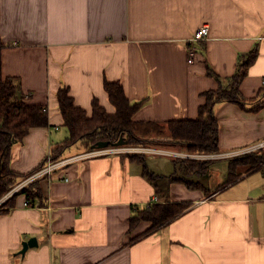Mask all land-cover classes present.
<instances>
[{"label":"crops","instance_id":"0c3cea01","mask_svg":"<svg viewBox=\"0 0 264 264\" xmlns=\"http://www.w3.org/2000/svg\"><path fill=\"white\" fill-rule=\"evenodd\" d=\"M206 26L207 40L197 42ZM255 47L259 56L240 87L248 105L215 107L217 162L233 159L226 154L264 151L254 150L264 144V0H0L3 78L19 79L26 103L50 115L49 128L32 129L14 147L12 170L35 171L69 136L57 100L62 88L89 114L95 100L115 114L108 81L143 104L137 121H194L203 94L221 87L208 70L230 78L239 56ZM76 146L64 159H87L53 171L44 207L37 201L27 207L21 193L0 214V264H264V171L225 187L208 178L207 187L206 175L185 176L174 165L173 154L182 151L166 147L154 149L164 155L143 157L158 177L151 180L125 146L93 156ZM153 156L171 162L161 166ZM182 202L191 207L168 225L150 231L152 224L143 222L131 232L138 210ZM31 239L38 247L21 256Z\"/></svg>","mask_w":264,"mask_h":264},{"label":"trees","instance_id":"16d2710c","mask_svg":"<svg viewBox=\"0 0 264 264\" xmlns=\"http://www.w3.org/2000/svg\"><path fill=\"white\" fill-rule=\"evenodd\" d=\"M258 56L257 47L252 49L249 54L240 55L237 71L230 78L221 79L212 69L208 70L209 77L218 81L221 87L217 91H208L203 94L206 103L199 108V117L194 121H171L163 125L135 120L143 104L132 103L126 97L123 85L119 83L108 81L104 83L105 92L115 109V114L106 112L97 100L94 101L89 114L76 105L70 95L69 88H62L57 95V100L69 136L63 142L54 145L47 158L50 157L54 163H58L64 160L65 152L78 143H82L85 149L90 152L99 142L119 143L125 137L131 147L155 145L152 143L153 140L162 138L169 141L162 144L167 148L177 147L179 151L191 155H218L220 153V125L215 107L223 103H230L238 104L245 109L248 103L241 95L240 87ZM1 70L2 59L0 58V201L7 197L17 185L35 176L46 166L47 160L35 171L20 175L12 170L11 158L14 147L20 145L32 129L49 128L50 123L47 109L28 105L26 97L22 94L19 79H4ZM261 105L263 106L262 103L257 104L254 111H257ZM137 160L144 164V174L147 177L151 180L158 178L147 169L144 158L132 157V161ZM173 163L185 172V176L193 177L207 175L215 161L175 159ZM228 168L229 174L224 187L240 181L244 174L264 171V152H253L229 160ZM242 169L246 170L244 174L240 172ZM49 179V177H42L24 187L22 193L26 196L27 203L32 206L37 201L41 207L46 205L44 184ZM189 187L194 188L192 185ZM17 196L14 195L7 199V205L0 210V214H5L16 206ZM190 207L191 204L182 202L181 204H157L138 210L130 220L131 232L143 222L152 224L150 231L160 229L180 217Z\"/></svg>","mask_w":264,"mask_h":264},{"label":"built area","instance_id":"2783aa9c","mask_svg":"<svg viewBox=\"0 0 264 264\" xmlns=\"http://www.w3.org/2000/svg\"><path fill=\"white\" fill-rule=\"evenodd\" d=\"M209 31H210V28L208 26L200 29L195 38H196V41L197 42H201V41H205L207 40V37L209 35ZM190 53V60H189V64L190 65H193L194 63V60H195V57H196V53L194 52V50H190L189 51ZM264 148V144H261L259 145L258 147L254 148V150H258V149H262ZM99 150H96L94 149L93 151H90V155H97ZM134 152V153H133ZM137 153H142L143 155H151V154H157V155H164L165 152L163 151H157V150H154V149H151V150H137V151H132V150H129L127 151V154H137ZM246 153H243V154H239V155H244ZM248 154H251V153H248ZM176 158H191V156L189 155H178V154H173ZM219 155V154H218ZM87 155H79L77 157H72V158H65L64 160L58 162V163H54L52 161V159L49 157L47 158V161H46V166L44 167L43 170L37 172V174H35V176H32L28 179H26L23 183H21L20 186H18L17 188H14V190L9 194L10 196H14V195H20L22 193V191L24 190V187H27L30 183L36 181V179H39V178H42V177H50L52 174H53V171L59 169V168H62L64 166H67V165H70L72 163H76L78 162L79 160H85L87 159L86 158ZM225 157L227 158H230V157H239V156H235L234 154H226ZM216 155H210V156H205V159H216ZM68 180V179H67ZM26 206H30L29 203L26 202Z\"/></svg>","mask_w":264,"mask_h":264},{"label":"rangeland","instance_id":"374dc122","mask_svg":"<svg viewBox=\"0 0 264 264\" xmlns=\"http://www.w3.org/2000/svg\"><path fill=\"white\" fill-rule=\"evenodd\" d=\"M124 141L125 142H127V137H125L124 138ZM167 142H169V141H167V139L165 140V139H162V138H156V139H154L153 140V142L152 143H154L155 145H151V146H149V145H147V146H137V147H131V146H129V145H126L125 147H127V148H129V150H132V151H137V150H151V149H162V148H166V147H164V146H162V144H166ZM128 143V142H127ZM150 143V142H149ZM129 144V143H128ZM151 144V143H150ZM159 146H162V147H159ZM170 147V146H169ZM79 148H81V147H79V146H76V147H74V148H72L71 150H68L66 153H65V155H70L71 154V151H78V149ZM174 148H177V147H173L172 146V149H173V151L174 152H178V153H180L179 151H175V149ZM264 152V151H263ZM134 153V152H133ZM182 153L183 154H185V155H189V156H191V158H181V159H190V160H199V161H210V160H213V161H215V162H217V160H215V159H210V160H208V159H205V155H191L190 153H184L183 151H182ZM244 155H246V154H244ZM244 155H239V156H244ZM131 156L132 157H141V158H143V157H148L147 155L145 156V155H143L142 153H137V154H131ZM150 159H151V161L152 160H155V161H157V162H161V166L163 165V166H166L167 164H169V162H171V160H169L168 158H166V159H164L162 156H153L152 158L150 157ZM181 159H179V158H177V160H181ZM234 159V158H233ZM230 160H232V159H230ZM228 163H229V161L228 160H224V161H221V160H218V162L217 163H214L213 164V166H212V170H211V172H210V174H207L205 177H204V179H203V181H202V183L203 184H205L207 187H209V180H211V185L214 187V186H217V185H219V184H221L222 182L225 184V181H227V178H228V173H227V171H229V168H228ZM215 167V168H214ZM240 172L242 173V174H244L245 172H246V170L245 169H242V170H240ZM213 173H214V175H213ZM208 178H209V180H208ZM195 178H193V179H189V181L190 182H193V183H196V181L197 180H194ZM208 180V181H207ZM24 182V181H23ZM23 182H21V183H23ZM31 184V183H30ZM29 184V185H30ZM21 185V184H20ZM20 185H17L16 186V188L18 187V186H20ZM9 197H11L10 195H7V197H5L3 200H1L0 202H2L3 201V204H1V205H3V207L5 206V205H7V199L9 198ZM3 207H2V209H3Z\"/></svg>","mask_w":264,"mask_h":264},{"label":"water","instance_id":"95a60500","mask_svg":"<svg viewBox=\"0 0 264 264\" xmlns=\"http://www.w3.org/2000/svg\"><path fill=\"white\" fill-rule=\"evenodd\" d=\"M128 145L127 142L124 141V138H122L119 143H112L110 141L107 142H99L96 146L93 147V149L96 150H106L109 147H122ZM23 251L20 253L21 256L25 255L29 249H34L38 247V243L36 239H31L28 242L23 243Z\"/></svg>","mask_w":264,"mask_h":264}]
</instances>
